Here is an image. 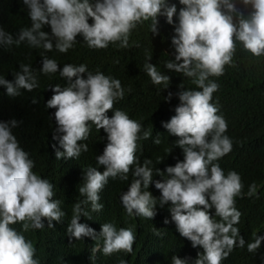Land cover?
I'll return each mask as SVG.
<instances>
[{
  "label": "clouds",
  "instance_id": "clouds-1",
  "mask_svg": "<svg viewBox=\"0 0 264 264\" xmlns=\"http://www.w3.org/2000/svg\"><path fill=\"white\" fill-rule=\"evenodd\" d=\"M23 3L29 9L31 27L22 28L16 39L0 27V47L27 42L47 52L55 47L67 53L81 35L90 49H106L110 43L117 42L126 48L138 24L151 20V32L158 34V17L165 16L167 23L173 24L177 14L176 5H169L168 0H43L42 3L41 0H23ZM179 3L184 7L179 10L178 25L171 41L175 60L165 66L192 78L201 90H184L177 94L180 104L175 108L176 114L163 127L179 138L176 145L183 150L184 160L167 167L162 173H166L168 179L156 181L155 188L161 192L158 199L161 207L170 202L168 210L179 235L194 248H203L194 264H221L236 247L243 248L246 243L235 226L242 215L235 206L236 198H243L244 185L237 172L229 171L225 175L220 165L214 163L229 154L233 145L225 135L226 120L217 114L219 108L211 103L219 86L209 77L224 74L225 66L232 64L237 42L252 56H264V0H240L249 9L246 15L237 8L235 0H179ZM44 25H50L55 44L52 37L41 30ZM20 69L15 73L14 83L0 77V86L6 88L10 97L20 96L21 89L32 92L38 87L31 66L21 64ZM144 69L154 85L168 87L170 77L158 72L155 65L146 63ZM58 71L69 84L66 87L55 85L54 95L46 104L47 108L56 109V130L63 133L59 144L64 151L57 150L56 159L78 158L82 151H88V145L80 142L89 138V122L98 131L103 129L107 133L108 143L103 154L96 157L105 170L102 173L97 168L87 170L86 183L79 188V193L86 196L83 203H90L94 212L101 211L100 192L109 178L128 180L131 173L134 179L128 191L121 195V203L129 215L152 220L156 215L157 198L143 189H148L153 182V172L147 166L150 161L141 165L136 155L138 141L149 139L151 129L143 131L141 137L142 125L124 111L116 110L111 118L107 116L114 103L124 97L120 80L100 72L93 74L85 64H65L60 71L56 60L43 57V74ZM84 73H87L86 79L82 76ZM171 95L169 93L166 99ZM32 102L37 103V100ZM17 126L16 120L0 122V264H39L33 243L10 225L22 223L23 231L27 232L29 228L42 229L46 219L48 227H54L53 221L62 222L65 213L60 201L53 198V184L33 172L34 162L13 134L12 129ZM154 143L159 144L160 140L157 138ZM256 194V185L252 184L247 195ZM213 207L219 221L210 215ZM73 213L67 227L70 240L84 237L96 240L99 235L103 246L96 244L93 252L102 251L106 256L133 252L136 237L131 228L117 230L113 224L104 223L97 234L87 224L79 222L81 216H89L81 203L74 205ZM253 235L254 242L247 243V251L255 254L264 236ZM120 264L126 261L121 260ZM171 264H188V261L173 255Z\"/></svg>",
  "mask_w": 264,
  "mask_h": 264
},
{
  "label": "trees",
  "instance_id": "trees-1",
  "mask_svg": "<svg viewBox=\"0 0 264 264\" xmlns=\"http://www.w3.org/2000/svg\"><path fill=\"white\" fill-rule=\"evenodd\" d=\"M235 2L246 15L249 9L240 0ZM168 3L177 7L174 23L168 24L165 16L158 17V34H152L151 20L138 24L126 48L120 47L117 42L110 43L106 49H90L81 35L76 37L77 43L67 53H61L55 47L47 52L43 48H33L27 42L19 46L0 47V77L14 83L15 73L21 71V64H25L31 66L38 82V87L32 92L21 89V95L17 97H10L6 88L0 86V122H18V126L12 129L13 134L34 162L33 172L53 184V198L60 201V208L65 213L62 222L53 221L54 227H48L46 219L42 229L29 228L27 232L23 231L22 223L10 225L33 243L39 264H120L121 260L126 264H171L173 255L194 264L197 254L203 252L202 247L194 248L189 240L179 235L171 221L168 210L170 202L161 207L158 200L161 192L155 188L156 181L168 179V175L162 173L167 167H174L184 160L183 150L176 145L179 138L170 135L163 127L176 114L175 108L180 104L177 94L184 90H201L192 82V78L168 70L165 66L167 62L175 60L176 52L171 41L178 25L179 10L184 7L179 0H168ZM88 22L93 23L91 18ZM31 24L29 9L23 0H0V27L13 39L18 38L22 28L31 27ZM41 30L52 37L50 25H44ZM52 42L55 44L54 37ZM45 56L56 60L60 71L65 64H85L93 74L100 72L120 80L124 97L114 103L107 116L111 118L114 111L121 110L142 125L141 137L143 131H152L149 139L141 138L138 141L136 153L141 165L146 160L150 161L147 166L153 172V182L148 189H143L157 198L156 215L152 220L129 215L121 203V195L128 191L134 179L131 173L128 180L109 178L100 192L101 211L94 212L90 203H83L86 196L79 193V188L86 183L87 170L97 168L101 173L105 170L103 165L97 163L96 157L103 154L108 143L107 133L103 129L98 131L89 122V138L80 142L88 145V151H82L78 158L56 159V151H64L59 144V137L63 133L56 130V109L47 108L46 104L54 95V86L59 84L66 87L69 81L60 77L59 71L55 74L41 72ZM146 63H152L158 72L170 77L167 88L164 84L152 83L144 69ZM82 76L86 79L87 73ZM75 79L73 77L72 82ZM209 80L219 86L213 93L211 103L219 108L217 114L226 120L228 127L225 135L233 145L229 154L214 163L220 165L225 175L229 171L237 172L244 185L243 198H236L235 206L242 215L235 226L240 229L246 243L243 248L236 247L221 264H264V241L255 254L247 251V243L254 242V233L264 236V56H252L237 42L232 64L225 66L223 75L209 77ZM169 93L172 94L171 98L166 99ZM33 99L37 103H33ZM157 138L159 144L154 143ZM252 184L256 185L257 194L249 197L247 192ZM76 203H81L84 211L89 213L87 217L81 216L79 222L87 224L97 234L104 223L113 224L117 230L131 228L136 237L133 252H119L111 256L104 255L102 251L93 252L96 244H100L101 248L103 246V238L99 235L96 240L92 237L70 240L67 227ZM209 212L217 221L220 220L215 217L214 207Z\"/></svg>",
  "mask_w": 264,
  "mask_h": 264
}]
</instances>
